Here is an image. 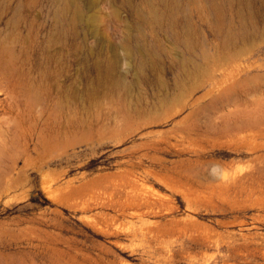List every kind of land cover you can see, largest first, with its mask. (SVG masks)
I'll return each instance as SVG.
<instances>
[{"label": "rangeland", "instance_id": "obj_1", "mask_svg": "<svg viewBox=\"0 0 264 264\" xmlns=\"http://www.w3.org/2000/svg\"><path fill=\"white\" fill-rule=\"evenodd\" d=\"M0 264H264V0H0Z\"/></svg>", "mask_w": 264, "mask_h": 264}, {"label": "bare ground", "instance_id": "obj_2", "mask_svg": "<svg viewBox=\"0 0 264 264\" xmlns=\"http://www.w3.org/2000/svg\"><path fill=\"white\" fill-rule=\"evenodd\" d=\"M80 14V13H79ZM145 202V201H144ZM150 205V204H149Z\"/></svg>", "mask_w": 264, "mask_h": 264}]
</instances>
